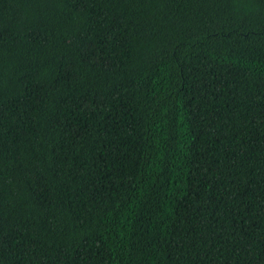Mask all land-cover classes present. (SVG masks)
Returning <instances> with one entry per match:
<instances>
[{
	"label": "trees",
	"instance_id": "trees-1",
	"mask_svg": "<svg viewBox=\"0 0 264 264\" xmlns=\"http://www.w3.org/2000/svg\"><path fill=\"white\" fill-rule=\"evenodd\" d=\"M0 264H264V0H0Z\"/></svg>",
	"mask_w": 264,
	"mask_h": 264
}]
</instances>
